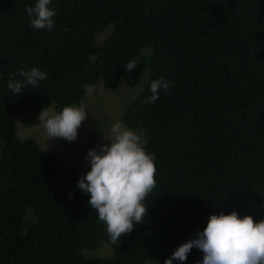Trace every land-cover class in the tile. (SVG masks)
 Instances as JSON below:
<instances>
[{
  "label": "trees",
  "instance_id": "16d2710c",
  "mask_svg": "<svg viewBox=\"0 0 264 264\" xmlns=\"http://www.w3.org/2000/svg\"><path fill=\"white\" fill-rule=\"evenodd\" d=\"M33 2L0 0V264H163L210 214L264 218V0H52L51 31L29 27ZM32 66L46 78L12 93L9 79ZM145 73L121 122L144 129L156 183L142 223L113 242L76 186L87 169L19 139L10 115L79 104L98 81L133 88ZM159 77L171 86L145 103ZM102 241L112 254H91Z\"/></svg>",
  "mask_w": 264,
  "mask_h": 264
},
{
  "label": "clouds",
  "instance_id": "9594fccd",
  "mask_svg": "<svg viewBox=\"0 0 264 264\" xmlns=\"http://www.w3.org/2000/svg\"><path fill=\"white\" fill-rule=\"evenodd\" d=\"M51 3L52 0H34L25 5L29 27L48 31L54 28L56 13L49 7ZM105 36L99 37L103 41ZM136 64V58L126 61L125 71L132 72ZM18 75L22 79H9L7 88L19 95L27 85L36 87L47 73L32 66L18 70ZM145 75L148 82L149 76ZM170 86L171 81L164 77L151 80L148 85L151 95L145 97V103L155 102L160 90H167ZM100 88L108 91L104 84ZM86 90L90 93L94 89L88 85ZM87 116L86 106L80 102L51 113L45 107L38 120L43 123L47 138L58 137L71 142L77 138V130ZM104 137L109 143L87 150L84 159L88 169L78 177L76 186L89 194L88 203L94 215L115 242L122 234L131 232L136 224L142 223L147 211L143 201L156 183L155 156L144 147L143 128L132 129L116 120ZM193 247L203 253L196 264H264V218L254 221L252 215L241 216L236 210L210 214L203 229H198L193 238L180 243L163 264L185 261Z\"/></svg>",
  "mask_w": 264,
  "mask_h": 264
},
{
  "label": "rangeland",
  "instance_id": "374dc122",
  "mask_svg": "<svg viewBox=\"0 0 264 264\" xmlns=\"http://www.w3.org/2000/svg\"><path fill=\"white\" fill-rule=\"evenodd\" d=\"M109 29H111V26L96 35L95 45L102 41L101 37L108 34ZM146 83L147 78L145 75L136 86L130 89H127L124 84L121 85L120 82L115 92L113 89L104 91L100 88L103 85L102 81H98L93 86L94 90L92 92L89 93L86 90L83 103L86 106L88 116L81 122L77 130V138L71 142L66 141L64 138H47L43 123L38 120V115L18 112L10 116L14 120L16 134L19 139L35 138L43 148L48 149L59 158L61 166H79L88 169L84 159L87 150L100 144L109 143L104 134H109L111 124L114 121H121L125 106L136 97L137 91L145 87ZM46 110L50 113L53 112V105H50ZM90 253L105 257L112 254V249L106 241H102L99 248Z\"/></svg>",
  "mask_w": 264,
  "mask_h": 264
}]
</instances>
